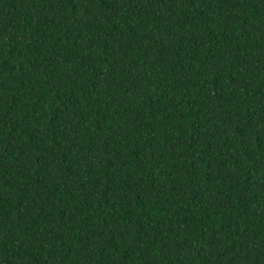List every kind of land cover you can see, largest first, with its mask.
<instances>
[{"label":"trees","instance_id":"trees-1","mask_svg":"<svg viewBox=\"0 0 264 264\" xmlns=\"http://www.w3.org/2000/svg\"><path fill=\"white\" fill-rule=\"evenodd\" d=\"M0 264H264V0H0Z\"/></svg>","mask_w":264,"mask_h":264}]
</instances>
